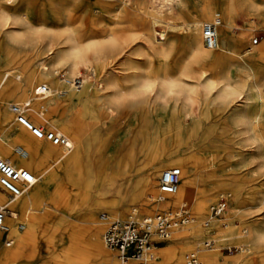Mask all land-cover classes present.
<instances>
[{
    "label": "bare ground",
    "instance_id": "1",
    "mask_svg": "<svg viewBox=\"0 0 264 264\" xmlns=\"http://www.w3.org/2000/svg\"><path fill=\"white\" fill-rule=\"evenodd\" d=\"M13 1L0 0V31L7 40L3 41L8 50L17 46L26 49L27 52L16 70L9 67L7 59L0 64V132L3 135L0 137V157L7 159L16 167L26 168L38 178L26 192L13 199L0 187V206L7 205L9 209L4 221L8 227L7 236L12 238V245L5 246L0 231V264H118L116 254L114 257L104 249L106 247L102 239L104 223L100 220V215L96 219V213L109 211L111 213L108 214L109 217L125 219L121 213L126 204L135 201L138 187L127 180L121 188H115L113 179L115 173L112 172L111 180L103 175L100 168L106 159L102 150L94 157L91 150L97 145L92 141L94 140L91 139L92 135L89 136L85 132L82 117L86 114L94 116L93 106L97 108L106 106L108 117L116 116L124 100L123 94L120 93L123 85L130 88L127 92L129 96L141 101L147 95L158 97L180 94L188 101H193L195 95L205 97L213 95L214 100L219 102L217 116L222 118V121L213 123L209 129L200 130L197 121L201 119L204 121L208 116H199L194 120L193 129H181L178 135L179 143L182 144L184 135L191 136L196 133L199 142H204L198 146L199 150H203L202 153L181 154L175 160L169 155L162 157V152L158 148L147 150L146 147H142L141 153L146 160L139 167L143 172L140 185L143 201L139 212L150 214L152 208L156 210L159 207L181 206L187 213L189 211L188 214L193 218L191 223L173 231L172 239L179 243L172 244L166 249L161 264H188V254H195L201 264H217L218 258L214 253L216 249L206 251L214 245L216 238L211 240L213 242L211 247L204 249H194L191 242L208 234L231 235L236 227L233 226V219L238 218L240 210L249 207L264 208V184L258 189L252 185L249 187L250 179L240 173L239 169L241 165L246 164L245 160H241V164L236 163V167L228 170L234 163L231 153L233 151H230L235 148L232 137L234 132L244 134L253 141L264 167V134L260 132L261 112L254 104V101L261 97L264 82V39L249 53V50L243 48L244 31L231 36L227 30L236 10L243 11L252 21L255 15L264 30V16L259 0H215V7L208 0H203L199 3V17L202 20H191L192 12L188 8L163 16L167 24H172V19H187L177 24L185 23L188 26L184 43L189 56L182 65L174 67L173 71L177 73L174 77L167 68L156 71L148 68L142 76L139 75L137 65L133 60H128L129 42L124 38L111 37L107 42L94 38L83 39L84 34L78 30L75 14L84 9H93L84 0H47L51 7L53 22L61 26L58 35L52 36L46 48L41 50L35 43L41 32L35 30L31 24L33 16L29 1L23 0L20 1L22 3L20 5L14 4L15 12L3 11V2ZM67 5L70 6L68 10ZM126 12V8L120 7L115 17L120 19ZM214 15H220V18ZM202 21L218 23L217 47L214 49H204L202 46L198 32V27L204 23ZM154 26H156L154 22L149 24L146 30L148 35L143 40L145 53L149 57L160 56L163 53V49L159 48V41L152 35ZM161 31L160 41H165L167 32ZM107 47L111 51L120 49L116 59L121 69L119 76L115 75L117 70L112 65H109V71L105 68L111 63L105 62L107 58L104 56V50ZM217 50L220 52L216 53ZM33 53L45 54V58L38 62L36 68L31 67L30 55ZM92 63L101 68V80L97 89L90 94H86V91L76 94L74 90L77 86L73 83L76 76L73 75L78 73L80 67L90 66ZM198 63L206 64L209 73L192 67ZM58 66H66V73L71 79L56 78L54 67ZM80 81L82 88L86 80ZM43 85L48 88L45 94H36L35 88L37 86L41 88ZM28 93H31L32 97ZM61 94L66 95L70 101L83 97L87 105L77 109L76 114L70 104L65 105L57 99ZM5 103L9 111L11 104H20L27 108L25 116L34 126L42 129L53 128L66 135L72 144L71 150L63 154L61 147L43 138L34 137L19 123L18 125L24 127L31 135L21 128L11 140L8 139L11 132L10 123L13 122L10 120L11 115L3 109ZM232 107L233 109L226 115L228 111L226 108L230 110ZM45 115L50 116L53 123ZM46 122L49 128H46ZM80 138L82 139L80 145L76 144ZM12 143L16 145L13 146ZM179 146L177 152L193 147ZM16 147L22 149L21 156L15 153ZM222 157L227 161L225 166L219 163ZM96 159L100 166L97 167V171ZM116 162L118 174L129 176L136 157L130 152L126 157L116 159ZM172 164L177 165L181 171L177 189L172 194H161L154 182L155 173L162 172V169ZM150 168L154 170L150 172ZM100 181L102 183L109 181L110 185L112 184L111 190L100 191L97 186ZM48 184L53 185L52 191L48 190ZM225 188L234 195L230 209L226 215L212 219L215 217L208 215V203L214 199L217 191ZM242 188L244 198L241 197ZM43 194L47 197L41 199L42 201L38 200L37 197L41 198ZM158 197L163 200L156 201ZM130 211L138 212L134 208ZM20 219L26 224L21 231L16 227V222ZM242 230L247 235L245 237L239 235L237 238L238 242L247 245L245 248L247 253L240 255L238 264H254L258 243L264 238V227L260 224H249L242 227ZM190 248L194 250L188 252L184 260L183 251ZM237 249L244 251L242 246ZM159 250L155 247L154 254H158ZM260 259L264 262V254ZM154 260L155 256L150 264Z\"/></svg>",
    "mask_w": 264,
    "mask_h": 264
},
{
    "label": "rangeland",
    "instance_id": "2",
    "mask_svg": "<svg viewBox=\"0 0 264 264\" xmlns=\"http://www.w3.org/2000/svg\"><path fill=\"white\" fill-rule=\"evenodd\" d=\"M20 1L22 2L23 0L3 2V11L15 12L14 4H22ZM28 1V5L33 16V18L31 19V24L35 30H39L41 32L40 35L37 36L35 43L36 46L39 47V49L43 50L46 48L49 39L52 36L56 37L55 35H58L59 27L61 25L59 23L53 22L51 18V7L48 5L47 0ZM84 1L88 5L92 6L93 9H84L75 14V17L79 22H77L78 30L80 33L84 34L83 39L94 38L104 42H107V40L111 37H115L117 39H126L129 42L128 49L126 47L128 60L134 61V63L139 68L138 72L141 76L148 68L154 71L160 68H167L168 71H170V74L174 77L177 75V73L173 71L174 67H176L177 65H182L189 56L184 43V35L188 31V26L185 23H183L182 25L177 24L178 22H185L187 19H172V24H167V21L163 18V16L168 13H174L177 10H184L188 8L192 12L191 20H202V18L199 17V3L203 0H124L123 3H121L120 0ZM208 1L211 2L214 7L216 6L214 2L215 0ZM259 6L261 7V11L264 16V0H259ZM120 7L126 8L127 12L122 18L117 19L115 17V14L120 9ZM69 8L70 6L67 5L66 9L68 10ZM216 16L220 18V15H214V17ZM154 17H156V19ZM253 20L254 21H252V19H250V16H247L243 11L236 10L233 15L232 22L227 27L228 34H230L231 36H236L240 33V31H244L245 34L243 37V48L249 50V53L254 50V46L259 45L264 39V30L262 24L259 23V20L255 15H253ZM151 22H154V24L156 25L154 26V32L152 35L156 41H159V48L163 49V53L160 56L153 55L149 57L145 53L143 40L148 35L146 30L147 28H149V24ZM168 25L172 27H169ZM161 30H165L167 32V38L165 41H160V33L162 32ZM198 32L201 37L203 48L207 49L202 42L201 24L198 27ZM254 38H257V43L251 45V40H253ZM3 40L5 42L7 41L6 38L3 37V33L0 31V64L2 65L7 59L6 62L9 63V67L13 70H16V68L23 60L27 50L17 46H14L11 50H8ZM119 50L120 49L117 48L111 51L110 49H108V47L104 50V56L107 58L105 62L111 61V63H108L105 68L109 71V65H112V67L116 68L117 70V73L115 74L116 76L120 75L119 70H121L119 61H116L119 56ZM215 52L219 53L220 50H217ZM44 58L45 54H31V67L36 68L38 62ZM192 67L195 70H199L202 72L205 71L206 74L209 73L208 66L206 64H193ZM100 71L101 68L98 67L96 63H92L87 67H80L78 73L73 76H76V78H79V80L85 79L86 82L83 84L82 88H76L74 92L76 94H80L83 91H86V94L94 92L101 80ZM66 72V66L54 67V75L60 80L71 79V77ZM62 84L65 83L62 82ZM129 89L130 88L125 85L121 87L120 93L123 94L124 100L119 106L116 116L108 117L106 113V106L101 108L93 106L92 109L95 110L94 116L86 114L84 117H82L85 132L89 134V136L92 135L91 139H94L92 141L97 145V147L94 145V148L91 150L94 152V157H97L99 150H102L104 158L106 159L105 164H102L100 168L102 169L101 171L103 175L105 174L107 179L111 180L112 172L115 173V176L113 177L115 188H121L127 180H129L132 185L136 184L138 187L136 188L137 197L135 201L126 204V208L121 213L123 218L127 217L128 214L132 212L130 211V209L132 208L138 210V215L145 214L144 212H139L140 204L143 201L140 193L141 175L143 172L141 169H139V167L146 160V158L143 157V153H141L142 147H146L147 150L158 148L159 151L162 152V157H166L167 155H169L170 157H172V159L175 160L181 154H200L203 152V150H199L198 146L203 144L204 142H199V136H197L196 133L191 136L186 134L183 136V143L180 144V139L178 138L180 131H182L183 129H193L195 125L194 120L199 116H208V118L204 121L201 119L203 122L201 120V122L197 121V127H200V130L209 129L210 126L213 125V123L216 124L222 121V118H219L217 116L219 102L214 100L213 95L207 97L202 95H195L193 97V101L186 100L184 96L180 94L164 96L162 95L158 97L147 95L145 98H142L144 100L141 101L138 98L129 96L127 93ZM28 95L32 97L31 93H28ZM57 99L59 101H62V103L65 105L70 104L72 106L71 108L75 110L74 113L76 114H78L77 109L81 108L84 105H87L86 102L83 101V97H78L77 99L70 101L69 98L66 97V95L61 94V96H58ZM10 101L12 102V100ZM20 102L23 103V101ZM30 104L31 103L29 102L28 106H30ZM254 104L259 108L261 112L260 132L264 134V82L262 86L261 97L254 101ZM7 106V103H5L3 105V109L11 115L10 120L14 123H10L11 132L8 134V139L11 140L14 137V134L21 128L24 129L29 135H31V133L24 127L18 125L15 120V116L7 109ZM232 109L233 107L230 110L226 108V110H228L226 115ZM45 117L50 122H52L50 116L45 115ZM48 122L45 123L46 128H49L47 126ZM142 129L143 131H141ZM1 136L3 135L0 132V137ZM232 137L234 140L233 143L235 148L230 151H233L231 153L233 155L234 163L231 164L232 166L228 167V170L236 167V163L238 164L241 160L244 159L246 164L241 165L239 169L240 173L241 175L243 174L248 179H250L249 187L252 185V187L258 189L259 186L264 184V167L262 166V158L260 157L253 141L248 139L244 134L234 132L232 134ZM81 140L82 139L80 138L79 142L76 144L80 145ZM12 145L14 146L16 145V143H12ZM179 145H181L183 148L184 146L190 145H193V147H191L189 150H181L180 152H177L178 147H180ZM130 152L133 153L136 157V162L132 166L133 168L130 170V175L127 176L118 174L119 172H117L118 165L116 159H118L119 157L124 158L129 155ZM95 162L97 171V167L99 168L100 166H98L97 159ZM219 163L221 164V166L227 165L225 157L220 158ZM170 167H177V165L172 164L170 165ZM153 170L154 169L150 168V172H152ZM160 173L161 171L155 173L154 182L156 184V187ZM40 180L41 179H39L38 182H40ZM111 185L109 181L105 183H102V181H100L97 184L100 191L111 190ZM48 190H53L52 184H48ZM224 192L230 194V200L225 211L220 215L221 217L228 213L232 200L234 199L233 193L227 188L219 190L216 192L214 199L208 203L209 208L210 205L214 204L217 201L218 196ZM46 197L47 195L43 194L41 198L37 197V199L42 201L41 199H44ZM241 197H245L243 188ZM156 210L152 208V212L150 214L154 213ZM103 212L111 215L109 211H99L96 213V219ZM188 213L190 214L189 211ZM216 218L218 217L212 219ZM249 224H260L262 227H264V208L249 207L247 209L240 210L238 218L233 219V226L236 225V227L232 231L231 235L219 236L215 234H208L203 237L194 239L191 242L192 246L194 249H204L205 241L216 238L217 240L216 242H214V245L209 249L207 248L208 250L206 251H209L210 249H216V252L214 253L218 258L217 264H238L241 259L240 255H245L247 253L245 250V248H247V245H243V243L238 242L237 237L239 235H244V237L247 235L246 232H243L242 227H245ZM102 225V227L104 228V224ZM173 235L174 232L171 234L170 238L167 241L161 242L156 245L160 250L158 251V254H154L155 260L152 264H161L162 260L165 257L164 253L166 249H168L172 244L179 243V241L172 239ZM2 236L3 234L1 235V237ZM2 239H4V236L2 237ZM239 246H242L244 251H240L239 249H237ZM104 249L107 252L112 253L115 257L114 252L108 250L106 247H104ZM194 249L190 248L183 251L184 260H186V254ZM262 254H264V238L258 243L256 256L253 260L254 264H264V262H262L260 259V256Z\"/></svg>",
    "mask_w": 264,
    "mask_h": 264
},
{
    "label": "built area",
    "instance_id": "3",
    "mask_svg": "<svg viewBox=\"0 0 264 264\" xmlns=\"http://www.w3.org/2000/svg\"><path fill=\"white\" fill-rule=\"evenodd\" d=\"M215 21L204 22L201 24V36L203 45L207 49L217 47ZM257 43V38L251 41V45ZM74 85L79 88L81 81L76 78ZM48 90L46 86H37L34 90L36 94L44 95ZM10 111L15 115L17 123L29 130L34 137L45 139L51 144L62 148L63 154L68 153L72 144L69 138L55 129H42L30 123L25 113L27 108L20 104H11ZM15 153L21 156L23 151L16 147ZM181 171L179 167H169L160 173L157 187L161 194H172L176 191ZM37 176L23 167H16L7 159L0 157V187L7 192L10 198H17L26 192L37 181ZM229 193H221L217 201L209 207L210 217H218L224 212ZM158 197L156 201H162ZM9 213L7 205L0 206V231L5 235V246L12 245V238L7 237L8 227L5 224V218ZM100 220L104 223L102 239L106 248L116 254L118 264H150L154 258V248L157 244L167 241L172 232L193 221V218L187 213L184 207H162L152 214L138 215V212L132 211L125 219H113L107 213H101ZM25 221L16 222L18 230L25 228ZM213 242L207 240L205 247H211ZM188 264H201L195 254H188Z\"/></svg>",
    "mask_w": 264,
    "mask_h": 264
},
{
    "label": "crops",
    "instance_id": "4",
    "mask_svg": "<svg viewBox=\"0 0 264 264\" xmlns=\"http://www.w3.org/2000/svg\"><path fill=\"white\" fill-rule=\"evenodd\" d=\"M34 175H35V174H34ZM159 208H162V207H159ZM18 221H20V220H18ZM2 234H3V232H2ZM3 236L5 237L4 234H3ZM3 236H2V237H3ZM6 236H7V235H6ZM2 237H1V238H2ZM7 237H10V236H7ZM2 240H4V239H2ZM156 247H157V246H156Z\"/></svg>",
    "mask_w": 264,
    "mask_h": 264
}]
</instances>
